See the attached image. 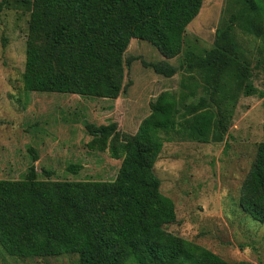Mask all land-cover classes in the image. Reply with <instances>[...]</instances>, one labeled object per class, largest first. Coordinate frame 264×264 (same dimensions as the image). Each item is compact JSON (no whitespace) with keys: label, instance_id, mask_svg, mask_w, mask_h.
<instances>
[{"label":"trees","instance_id":"obj_1","mask_svg":"<svg viewBox=\"0 0 264 264\" xmlns=\"http://www.w3.org/2000/svg\"><path fill=\"white\" fill-rule=\"evenodd\" d=\"M23 1L30 8L24 90L117 98L132 39L150 42L163 55L149 64L156 73L176 74L167 59L182 52L187 27L204 0ZM8 2L1 0L0 10ZM225 14L214 45L190 64L207 81L213 77L212 104L222 107L220 116L205 97L185 106L183 98L164 91L135 134L120 132L115 123L88 125L93 142L122 159L114 180H43L34 164L23 179H0V245L8 255L77 254L76 264H249L228 262L169 232L175 204L161 192L154 171L164 134L207 142L215 128L226 127L235 87L247 96L258 92L251 57L264 71V0H227ZM249 41L255 42L252 48ZM79 167L70 164L68 170ZM240 207L264 224V141L243 182Z\"/></svg>","mask_w":264,"mask_h":264},{"label":"rangeland","instance_id":"obj_2","mask_svg":"<svg viewBox=\"0 0 264 264\" xmlns=\"http://www.w3.org/2000/svg\"><path fill=\"white\" fill-rule=\"evenodd\" d=\"M226 3L203 1L187 27L182 52L167 59L178 69L171 77L149 65L165 59L155 46L132 39L125 52L130 63H125L124 87L117 98H104L24 90L30 8L23 0H9L0 10V179H23L34 164L43 180H114L122 159L93 142L88 125L115 123L120 132L135 134L150 114L151 103L164 91L183 98L185 106L197 105L205 97L218 114L222 107L212 104L213 77L207 81L206 74L190 64L214 45L216 30L227 16ZM249 45L252 48L255 42ZM251 61L258 92L247 96L243 87H235L234 102L225 112L226 127L215 128L207 142L164 134L154 171L161 192L175 204L176 220L166 225L169 232L228 262L264 264V224L240 207L243 182L264 141V71L255 67L253 54ZM188 109L183 106L182 111ZM70 164L80 167L69 171ZM77 261V254L16 258L0 245V264Z\"/></svg>","mask_w":264,"mask_h":264}]
</instances>
